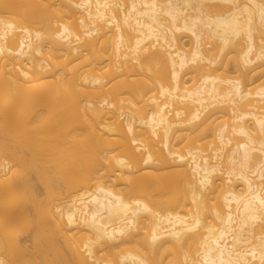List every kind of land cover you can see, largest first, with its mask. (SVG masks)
<instances>
[{
  "label": "bare ground",
  "instance_id": "6f19581e",
  "mask_svg": "<svg viewBox=\"0 0 264 264\" xmlns=\"http://www.w3.org/2000/svg\"><path fill=\"white\" fill-rule=\"evenodd\" d=\"M0 264H264V0H0Z\"/></svg>",
  "mask_w": 264,
  "mask_h": 264
}]
</instances>
